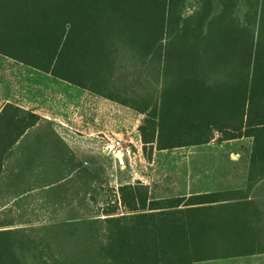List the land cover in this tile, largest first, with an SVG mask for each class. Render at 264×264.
I'll use <instances>...</instances> for the list:
<instances>
[{
	"label": "trees",
	"instance_id": "16d2710c",
	"mask_svg": "<svg viewBox=\"0 0 264 264\" xmlns=\"http://www.w3.org/2000/svg\"><path fill=\"white\" fill-rule=\"evenodd\" d=\"M185 2L0 0V54L143 114L145 149L205 144L216 132L224 140L252 138L249 182L258 183L264 180V0H196L188 15ZM126 67L138 82L121 83L118 72ZM40 120L15 104L3 107L0 173ZM59 159L61 179H79L84 195L67 193L68 183L51 188L71 200L89 198L97 173L67 146ZM118 193L104 218L90 212L34 225L9 218L14 207H0V264H194L220 257L228 244L217 234L219 192L155 197L138 180L121 183ZM80 203L85 212L87 203ZM119 206L126 211L118 213Z\"/></svg>",
	"mask_w": 264,
	"mask_h": 264
},
{
	"label": "crops",
	"instance_id": "0c3cea01",
	"mask_svg": "<svg viewBox=\"0 0 264 264\" xmlns=\"http://www.w3.org/2000/svg\"><path fill=\"white\" fill-rule=\"evenodd\" d=\"M7 103L32 111L41 120L25 132L6 157L0 173L2 209L45 207L52 198L51 187L62 182L52 177L65 174L59 155L69 143L66 135L76 138L67 127L78 120L82 122L84 130L79 132L83 136L102 134L107 139L113 130L115 112L121 111L107 98L0 54V112ZM80 104L84 109L77 111ZM55 155L53 167L50 160ZM234 156L237 157L233 153L231 158ZM244 161L246 182L234 184L233 175L221 188H200L185 194L219 192L224 198L217 204V234L228 244L221 249L220 257L194 264H264V180L251 184L250 154Z\"/></svg>",
	"mask_w": 264,
	"mask_h": 264
},
{
	"label": "rangeland",
	"instance_id": "374dc122",
	"mask_svg": "<svg viewBox=\"0 0 264 264\" xmlns=\"http://www.w3.org/2000/svg\"><path fill=\"white\" fill-rule=\"evenodd\" d=\"M196 0H186L184 14H190L195 8ZM129 68L120 69L118 77L121 83L130 84L138 82L137 75ZM142 90L141 86H136ZM105 98V97H104ZM115 106L120 107L121 111L115 112L113 130L110 138H115L117 134L123 137V158H118L114 153L105 152L104 146L107 139L102 138V134L93 136H83L79 130H84L82 122L74 120L71 127H67L70 133L76 137L73 139L68 134L69 139L67 148L72 150L78 162H82L86 167L97 173L96 180L93 182L94 190L85 200L84 192L81 187L82 182L79 179L70 183L62 180L61 177H52V179H61L59 185L68 186L67 193H77L79 200L68 199L63 189L58 191L51 188L53 194L49 198V203L45 207L14 208L8 215L12 219H31V224L40 225L48 223L52 218L65 219L71 217L88 216L89 213L95 214L96 218H104L105 211L114 203H119L118 187L121 183L142 181L148 184L152 190V196L175 197L185 195L189 191H195L200 188L218 189L228 184L226 181L234 175V184L246 182L243 178L246 176L244 158L250 154L252 147V138L242 137L231 140H224L219 133H215L213 138L205 144L185 146L168 150H157L147 146L145 149L142 141L139 139V127L144 117L131 107L117 103L113 100ZM84 109L83 105L76 107L77 111ZM127 119V120H125ZM140 120V121H139ZM77 139V141H76ZM79 139V140H78ZM75 140V141H74ZM130 151L128 154L126 151ZM76 151V152H75ZM237 155L231 158L232 154ZM241 155L240 160L239 155ZM51 165L56 166V159L51 157ZM63 165L60 161V166ZM81 165V164H79ZM69 181V180H68ZM206 181V182H204ZM85 188V186H84ZM96 189V190H95ZM58 191V192H57ZM59 193V195L57 194ZM59 196V199L57 197ZM84 199V198H83ZM87 203V210L83 212V204ZM73 203L67 205V209L61 210L64 203ZM56 210V213L52 211ZM123 206H119L118 213L125 212ZM21 215H20V214ZM20 216H19V215ZM25 226V224H18Z\"/></svg>",
	"mask_w": 264,
	"mask_h": 264
},
{
	"label": "built area",
	"instance_id": "2783aa9c",
	"mask_svg": "<svg viewBox=\"0 0 264 264\" xmlns=\"http://www.w3.org/2000/svg\"><path fill=\"white\" fill-rule=\"evenodd\" d=\"M218 135L219 133L216 132ZM107 143L104 146V149L107 153H114V155L118 156V158H123L124 152L123 150V137L121 136H116L114 139L113 138H107ZM128 154H130V151H126Z\"/></svg>",
	"mask_w": 264,
	"mask_h": 264
}]
</instances>
